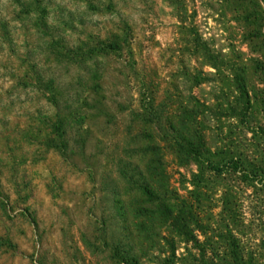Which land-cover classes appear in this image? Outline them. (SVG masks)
<instances>
[{
  "label": "rangeland",
  "instance_id": "rangeland-1",
  "mask_svg": "<svg viewBox=\"0 0 264 264\" xmlns=\"http://www.w3.org/2000/svg\"><path fill=\"white\" fill-rule=\"evenodd\" d=\"M0 264H264V0H0Z\"/></svg>",
  "mask_w": 264,
  "mask_h": 264
},
{
  "label": "trees",
  "instance_id": "trees-1",
  "mask_svg": "<svg viewBox=\"0 0 264 264\" xmlns=\"http://www.w3.org/2000/svg\"><path fill=\"white\" fill-rule=\"evenodd\" d=\"M216 171L221 172V170H216Z\"/></svg>",
  "mask_w": 264,
  "mask_h": 264
}]
</instances>
